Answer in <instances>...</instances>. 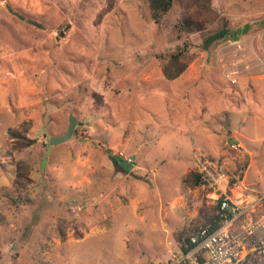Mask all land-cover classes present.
<instances>
[{"label":"rangeland","instance_id":"374dc122","mask_svg":"<svg viewBox=\"0 0 264 264\" xmlns=\"http://www.w3.org/2000/svg\"><path fill=\"white\" fill-rule=\"evenodd\" d=\"M185 2L154 22L146 0H0V264H166L215 202L190 172L264 189V0ZM225 19L239 36L204 49Z\"/></svg>","mask_w":264,"mask_h":264},{"label":"built area","instance_id":"2783aa9c","mask_svg":"<svg viewBox=\"0 0 264 264\" xmlns=\"http://www.w3.org/2000/svg\"><path fill=\"white\" fill-rule=\"evenodd\" d=\"M205 175L208 186L214 188V204L220 201L221 221L215 228L201 227L178 242L166 264H252L254 258L264 257V189H251V200L241 196L233 200L221 186L222 175L211 176V182L210 170Z\"/></svg>","mask_w":264,"mask_h":264},{"label":"trees","instance_id":"16d2710c","mask_svg":"<svg viewBox=\"0 0 264 264\" xmlns=\"http://www.w3.org/2000/svg\"><path fill=\"white\" fill-rule=\"evenodd\" d=\"M185 8L186 10L190 9L192 6L196 7L204 11L205 13L211 14L214 11L212 6V0H185ZM148 7L150 9V13L152 18L155 20L154 22L160 21L161 17L168 12L174 3V0H146ZM207 20H199L197 18H193L192 16H186L182 18L177 24L176 28L179 31L183 32H195L201 31L205 29V22ZM239 36V32L235 29L229 28L228 21L225 19L222 26L215 31L214 33L208 35L203 40L202 47L207 49L209 45L213 42L222 40V39H236ZM187 48V43L184 44L179 50L170 53L167 57H163L162 60V74L167 80H176L180 76L183 75L185 69L187 67V62L184 59L185 52ZM9 134L12 138L19 136V133L16 131L9 130ZM26 144L30 143L32 139H25ZM118 162L122 161L121 157H115ZM25 169L23 167H18L16 170V178L14 182L19 183L22 173ZM203 176L198 172H190L184 179V183L191 186H204L205 182L203 180ZM231 184L235 182L234 179H231ZM219 205L220 201L216 202L211 208H206L200 211L198 215V219L186 229L184 235L178 237V241L182 242L188 239V237L192 234H195L198 229L201 227L209 226L211 228H215L221 221V216L219 214ZM170 262V258L167 259V263Z\"/></svg>","mask_w":264,"mask_h":264},{"label":"water","instance_id":"95a60500","mask_svg":"<svg viewBox=\"0 0 264 264\" xmlns=\"http://www.w3.org/2000/svg\"><path fill=\"white\" fill-rule=\"evenodd\" d=\"M75 125H76V119L71 115L69 117V124L68 127L66 129V131L64 133H62L59 136H52V137H48L49 138V146L48 149L56 144L59 143H63L64 141L68 140L69 137H71L73 135V133L75 132ZM114 160V163L116 162L115 158H112ZM44 166V159L43 161H41L40 163V168L43 169Z\"/></svg>","mask_w":264,"mask_h":264},{"label":"crops","instance_id":"0c3cea01","mask_svg":"<svg viewBox=\"0 0 264 264\" xmlns=\"http://www.w3.org/2000/svg\"><path fill=\"white\" fill-rule=\"evenodd\" d=\"M251 190V189H250ZM253 190V189H252ZM255 191H259V190H255Z\"/></svg>","mask_w":264,"mask_h":264}]
</instances>
